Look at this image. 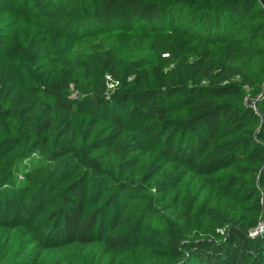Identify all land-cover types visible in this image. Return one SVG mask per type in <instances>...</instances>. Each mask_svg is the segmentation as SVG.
I'll return each mask as SVG.
<instances>
[{
    "label": "trees",
    "instance_id": "trees-1",
    "mask_svg": "<svg viewBox=\"0 0 264 264\" xmlns=\"http://www.w3.org/2000/svg\"><path fill=\"white\" fill-rule=\"evenodd\" d=\"M7 85L0 264H264V0H0Z\"/></svg>",
    "mask_w": 264,
    "mask_h": 264
},
{
    "label": "rangeland",
    "instance_id": "rangeland-1",
    "mask_svg": "<svg viewBox=\"0 0 264 264\" xmlns=\"http://www.w3.org/2000/svg\"><path fill=\"white\" fill-rule=\"evenodd\" d=\"M72 2L69 4L61 5V9L65 10L67 16L65 20L59 24H57L50 34L49 40L45 43H39L33 46L32 50L38 60L40 62H44L46 60V54L48 47L53 44H58L64 40V37L69 30L75 29V25L78 26L79 24V17L78 12L80 13L81 10H78L76 5L72 6ZM78 21V22H77ZM19 94H21V90L16 86H6L4 90L0 89V106H5V103H11L14 109L15 115H22L21 111V103L18 99ZM32 100V99H31ZM35 112L37 114H42L40 108H36ZM61 128V127H59Z\"/></svg>",
    "mask_w": 264,
    "mask_h": 264
},
{
    "label": "built area",
    "instance_id": "built-area-1",
    "mask_svg": "<svg viewBox=\"0 0 264 264\" xmlns=\"http://www.w3.org/2000/svg\"><path fill=\"white\" fill-rule=\"evenodd\" d=\"M72 95L75 96L76 92H73ZM263 232H264V224L260 222L257 227H255L254 229L250 231L249 235L254 237V236L262 234Z\"/></svg>",
    "mask_w": 264,
    "mask_h": 264
}]
</instances>
